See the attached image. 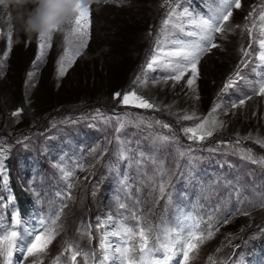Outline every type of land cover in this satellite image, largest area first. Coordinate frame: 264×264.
I'll use <instances>...</instances> for the list:
<instances>
[{
    "label": "rangeland",
    "instance_id": "rangeland-1",
    "mask_svg": "<svg viewBox=\"0 0 264 264\" xmlns=\"http://www.w3.org/2000/svg\"><path fill=\"white\" fill-rule=\"evenodd\" d=\"M220 2L170 0L172 11L164 0H102L90 9L87 36L66 26L45 41L40 60L39 38L25 37L19 21L15 33L11 15L0 13V59L12 30L0 67V236L13 228L39 234L41 221H56L44 252L21 264H84L83 256L71 261L68 248L100 264L104 235L116 222L135 227L138 220L151 228L149 245L156 247L171 239L168 229L203 235L211 229V238L189 253V264H264V166L240 152L251 149L254 158H264L255 142L264 139V96L255 93L264 81L257 59L264 0H241L233 9L227 31L213 41L218 47L197 65L194 91L187 87L190 73L175 82L170 70L146 67L154 54L178 59L163 53L198 41L196 20L210 17ZM74 3L75 19L81 6ZM185 9L189 15H179ZM66 49L73 60L59 76ZM238 66L241 78L222 93ZM133 91L155 108L123 104V94ZM241 99L243 106L231 107ZM216 103L221 108L212 117L223 126L203 140L188 139L183 128L202 123ZM193 112L201 119H180ZM159 136L175 140L161 143ZM138 241L137 235L127 245L136 246L135 259ZM107 243L114 249L123 241L109 236ZM18 258L15 253L13 264ZM173 261L182 264L183 257ZM107 264L121 262L109 257Z\"/></svg>",
    "mask_w": 264,
    "mask_h": 264
},
{
    "label": "snow or ice",
    "instance_id": "snow-or-ice-1",
    "mask_svg": "<svg viewBox=\"0 0 264 264\" xmlns=\"http://www.w3.org/2000/svg\"><path fill=\"white\" fill-rule=\"evenodd\" d=\"M162 6H167L172 9L170 0H164ZM241 0H221L220 6L212 13L208 18L199 17L196 20V25L200 29L197 33L199 39L196 42H191L186 44L183 48L176 51H169L163 53L165 57H177L175 61L171 59L161 60L158 55L154 54L151 56L146 67L149 70H154L158 67H164L170 70V76L168 79L179 82L184 79L186 73H190V78L187 79V87L194 91V85L198 76L197 65L200 62V59L203 55L210 51L211 48H216L218 45L213 41L216 38V35L223 34L227 31V24L230 18L233 15V9L241 8ZM174 11V9H172ZM172 12H169L171 15ZM181 16L189 15L187 9L184 12L180 13ZM249 17L253 18L257 15V10L254 8L253 11L249 12ZM258 18L264 25V2L259 6ZM164 25L169 23V20L163 21ZM71 34L80 33L83 36H87L88 30L90 28V9L88 7H77L75 19L70 22ZM248 35L251 37L252 29L248 28ZM2 34V33H0ZM191 34V33H190ZM261 35L264 36V27L261 28ZM12 30L9 28L7 32V38L9 41V48L3 53V58L0 59V67L3 66V60L7 59L8 52L10 51L11 45ZM50 39V36H41L39 37L38 42V54L37 60H40L43 55V49L47 46L45 41ZM83 47V44L81 45ZM260 52L257 55V59L264 63V39L259 40ZM243 55L247 57L249 52L241 50ZM78 54V53H77ZM67 60V64H65ZM73 58L69 56L67 49L65 50L64 55L61 57L58 62V75L63 76L68 66L71 65ZM246 61H242V64ZM259 66V65H258ZM32 74L29 73V76ZM241 78V69L238 66L236 72L232 77H229L227 83L224 85V88L221 90L223 93L228 88L232 87L236 80ZM255 93L260 96H264V81H261L259 87L255 89ZM115 96L119 97L121 94L116 93ZM122 103L125 105H131L138 108L153 109L155 105L149 102L147 99L142 96L137 95L134 91L127 92L123 94ZM245 101L241 99L239 105L233 103L232 108H237L238 106H243ZM221 108L219 103L214 104L211 108L209 116L203 118L202 123H198L195 128L185 127L183 132L188 135V139L197 138L203 140L206 137L212 136L213 132L223 126V122L219 121L212 117V114L216 113L218 109ZM18 113H14L17 115ZM226 114V113H225ZM183 120H200L201 118L196 115L195 112L192 114H184L180 117ZM144 123V121H140ZM159 125L160 122L156 121ZM210 125V126H209ZM121 127L124 126L122 121L120 124ZM151 127V123L148 124ZM164 128H168L167 124L161 125ZM202 130V131H201ZM119 131V129H117ZM200 131V135L197 137V132ZM249 137H245L248 139ZM157 140L161 143H168L169 141H174L175 137L168 136H159ZM264 148V139H257L255 141ZM242 154V159H247L253 163H259L264 166V158L256 159L252 155L251 149L244 150L240 149ZM163 191V187H161ZM119 207L124 209L125 204H120ZM133 219L138 218L133 214ZM109 221L112 220L111 217L108 218ZM19 222L18 215H14L13 223L16 224ZM41 230L37 234L36 230H30L25 234H19L15 228L10 231H7L6 234L0 236V262L2 264H13V256L15 253H19V258L16 261V264H21V260H26L28 257H32L37 253H42L46 249L47 245L51 243L56 235L55 224L56 221L52 220L50 224L41 221ZM104 225L101 224V227ZM196 229H199V223L194 224ZM168 235L171 239L167 242L161 241L159 246H150L149 245V235L151 228L141 226L139 220L137 226L131 227L126 226L121 222H116L115 230L106 233L102 238L101 247L104 250L103 259L100 261V264H107L109 260L108 251L111 248V245L107 243L108 237H118L123 241L121 244H117L113 250V256L120 259L121 264H169L174 257L182 256V264H189L191 251L197 249L199 244H202L205 240L210 239L212 236L211 229L208 230L207 235L193 231L191 228L188 229H168ZM138 235L139 237V258L135 259L132 255L136 251V246L133 245L131 248L128 247V240L135 238ZM67 251L70 253L69 259L75 261L77 256L84 257V264H89V257L86 253H83L79 250H73L68 248Z\"/></svg>",
    "mask_w": 264,
    "mask_h": 264
},
{
    "label": "clouds",
    "instance_id": "clouds-1",
    "mask_svg": "<svg viewBox=\"0 0 264 264\" xmlns=\"http://www.w3.org/2000/svg\"><path fill=\"white\" fill-rule=\"evenodd\" d=\"M79 3L91 9L102 0H79ZM74 7V0H0V13L11 15L13 31L17 33L19 21V30L29 39L52 36L69 26L74 19Z\"/></svg>",
    "mask_w": 264,
    "mask_h": 264
},
{
    "label": "bare ground",
    "instance_id": "bare-ground-1",
    "mask_svg": "<svg viewBox=\"0 0 264 264\" xmlns=\"http://www.w3.org/2000/svg\"><path fill=\"white\" fill-rule=\"evenodd\" d=\"M113 250H114V249L112 248V244H111V248H110L109 251H108V254H109V257H110V258L114 257L113 254H112V253H113Z\"/></svg>",
    "mask_w": 264,
    "mask_h": 264
},
{
    "label": "water",
    "instance_id": "water-1",
    "mask_svg": "<svg viewBox=\"0 0 264 264\" xmlns=\"http://www.w3.org/2000/svg\"><path fill=\"white\" fill-rule=\"evenodd\" d=\"M177 259V258H176ZM171 264H176V263H174V261H173V263H171Z\"/></svg>",
    "mask_w": 264,
    "mask_h": 264
},
{
    "label": "trees",
    "instance_id": "trees-1",
    "mask_svg": "<svg viewBox=\"0 0 264 264\" xmlns=\"http://www.w3.org/2000/svg\"><path fill=\"white\" fill-rule=\"evenodd\" d=\"M26 198H24V200H25ZM27 200V199H26Z\"/></svg>",
    "mask_w": 264,
    "mask_h": 264
}]
</instances>
